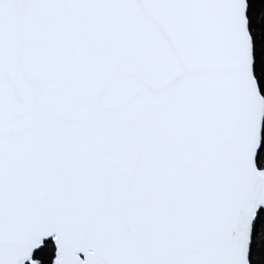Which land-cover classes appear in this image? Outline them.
I'll return each instance as SVG.
<instances>
[{"label": "snow or ice", "instance_id": "obj_1", "mask_svg": "<svg viewBox=\"0 0 264 264\" xmlns=\"http://www.w3.org/2000/svg\"><path fill=\"white\" fill-rule=\"evenodd\" d=\"M0 264H264V0H0Z\"/></svg>", "mask_w": 264, "mask_h": 264}, {"label": "trees", "instance_id": "obj_2", "mask_svg": "<svg viewBox=\"0 0 264 264\" xmlns=\"http://www.w3.org/2000/svg\"><path fill=\"white\" fill-rule=\"evenodd\" d=\"M257 2H258V0H257Z\"/></svg>", "mask_w": 264, "mask_h": 264}]
</instances>
